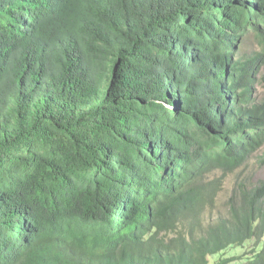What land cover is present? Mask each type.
Returning a JSON list of instances; mask_svg holds the SVG:
<instances>
[{
  "label": "trees",
  "instance_id": "trees-1",
  "mask_svg": "<svg viewBox=\"0 0 264 264\" xmlns=\"http://www.w3.org/2000/svg\"><path fill=\"white\" fill-rule=\"evenodd\" d=\"M263 60L264 0H0V264H264Z\"/></svg>",
  "mask_w": 264,
  "mask_h": 264
},
{
  "label": "rangeland",
  "instance_id": "rangeland-1",
  "mask_svg": "<svg viewBox=\"0 0 264 264\" xmlns=\"http://www.w3.org/2000/svg\"><path fill=\"white\" fill-rule=\"evenodd\" d=\"M261 52V47L259 46L258 41L256 40L253 33L247 34L242 41L240 47V55H251L252 53ZM264 74V68L260 75L254 79V86L256 88V94L258 99L264 98V83L261 80V76ZM166 107L165 105H163ZM264 151V150H263ZM263 152L257 153L253 156L244 166L231 174H226L223 178V189L218 196L217 200V209L224 208V203L228 196L230 195L231 189L234 187L235 183L238 181L246 182L247 184L256 185L260 181L264 180V166H260L258 163V157L262 155ZM221 175V172H216L212 177H218ZM248 250V246L244 247H229L227 250L210 256L209 264H213L219 259L226 258H235V261L229 264H243L247 259L244 256V253Z\"/></svg>",
  "mask_w": 264,
  "mask_h": 264
},
{
  "label": "bare ground",
  "instance_id": "bare-ground-1",
  "mask_svg": "<svg viewBox=\"0 0 264 264\" xmlns=\"http://www.w3.org/2000/svg\"><path fill=\"white\" fill-rule=\"evenodd\" d=\"M238 54V53H237ZM264 61V60H263ZM261 71V70H260ZM259 73V72H258ZM250 88H251V86H250ZM261 102V101H260ZM263 149V148H262ZM236 171V170H235Z\"/></svg>",
  "mask_w": 264,
  "mask_h": 264
},
{
  "label": "clouds",
  "instance_id": "clouds-1",
  "mask_svg": "<svg viewBox=\"0 0 264 264\" xmlns=\"http://www.w3.org/2000/svg\"><path fill=\"white\" fill-rule=\"evenodd\" d=\"M166 106V104H164Z\"/></svg>",
  "mask_w": 264,
  "mask_h": 264
}]
</instances>
